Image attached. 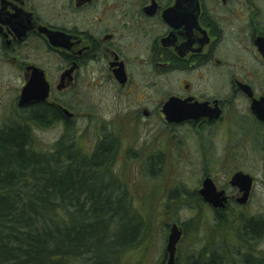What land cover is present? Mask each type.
<instances>
[{
	"label": "flooded vegetation",
	"instance_id": "obj_1",
	"mask_svg": "<svg viewBox=\"0 0 264 264\" xmlns=\"http://www.w3.org/2000/svg\"><path fill=\"white\" fill-rule=\"evenodd\" d=\"M78 123L87 138L96 124L87 150ZM40 129L58 133L51 149L34 146ZM221 133L225 157L233 136L264 154V0H0V187L24 150L63 142L109 170L127 156L156 175L167 155L208 154ZM205 165L196 199L208 203L200 189L211 177L227 196L216 212L249 201L248 169L220 186ZM237 171L253 178L245 203ZM168 259L165 248L159 264Z\"/></svg>",
	"mask_w": 264,
	"mask_h": 264
},
{
	"label": "trees",
	"instance_id": "obj_2",
	"mask_svg": "<svg viewBox=\"0 0 264 264\" xmlns=\"http://www.w3.org/2000/svg\"><path fill=\"white\" fill-rule=\"evenodd\" d=\"M8 140L21 146L14 137ZM100 157L60 142L52 153L24 150L21 162H8L0 187V264L120 263L144 231L120 226L119 212L131 205L116 196L117 181ZM217 214L215 228L235 227L239 244L205 246L193 264H264L257 246L264 238V214Z\"/></svg>",
	"mask_w": 264,
	"mask_h": 264
},
{
	"label": "rangeland",
	"instance_id": "obj_3",
	"mask_svg": "<svg viewBox=\"0 0 264 264\" xmlns=\"http://www.w3.org/2000/svg\"><path fill=\"white\" fill-rule=\"evenodd\" d=\"M83 126V123L75 125V141L87 150L90 147L89 137L95 135L96 124L91 123L88 138L80 131ZM222 134L216 137L215 146L208 154L182 151L167 155L164 169L156 175L141 170L127 156L114 162L111 172L120 184L119 192H124L125 201L131 205L129 211H125L128 209L126 206L119 212V224L136 232L144 231L137 243L122 253L119 264H159L168 242L170 227L175 222L184 228L178 243L179 264H193L205 246L227 241L233 245L239 244L236 228L226 226L216 229L215 225L219 222L216 210L202 200L199 202L192 192L200 186L205 164L210 167V173L220 186H226L227 175L238 167L248 169L256 177L255 187L247 203L232 201L229 204L232 209H223L230 219H238L241 213L245 216L264 214V154L245 149L241 137L233 136L231 153L225 157L224 143H227V136ZM57 140L56 131L40 129L35 134L34 146L39 150L51 149ZM174 185L180 187L178 198L170 196V188ZM237 224V221L234 222V226ZM257 246L264 250V238L258 241ZM69 264L84 262L81 259L70 260Z\"/></svg>",
	"mask_w": 264,
	"mask_h": 264
},
{
	"label": "water",
	"instance_id": "obj_4",
	"mask_svg": "<svg viewBox=\"0 0 264 264\" xmlns=\"http://www.w3.org/2000/svg\"><path fill=\"white\" fill-rule=\"evenodd\" d=\"M253 178L249 173L237 171L231 179L233 185H237L242 191L243 195L239 198L241 203H245L249 197V192L252 186ZM205 201L211 204L214 208H224L227 202V196L224 190H218L213 179L207 177L203 182V187L200 189ZM182 236V229L178 223H173L168 235V242L166 249L169 254L167 264H174L177 243Z\"/></svg>",
	"mask_w": 264,
	"mask_h": 264
}]
</instances>
